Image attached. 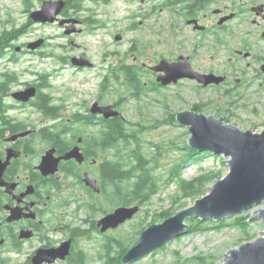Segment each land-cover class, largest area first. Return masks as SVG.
Masks as SVG:
<instances>
[{
    "label": "rangeland",
    "instance_id": "obj_1",
    "mask_svg": "<svg viewBox=\"0 0 264 264\" xmlns=\"http://www.w3.org/2000/svg\"><path fill=\"white\" fill-rule=\"evenodd\" d=\"M43 1L45 0H0V31L21 27L25 31L14 42V48L19 47L20 51H25L28 43L44 40L42 46L31 50L32 53L20 55L17 63H9L7 57L1 59L0 71L5 66H10V70L15 71L20 78L19 83L35 81L36 72L50 74L48 76L50 86L42 91L49 93L54 103L61 106L64 119L72 112L81 110L84 105L90 107L94 101L98 100L102 105H107L115 103L119 94L127 97V92L118 83L112 84L113 91L110 92L100 91V84L104 75L110 74L112 67H116L124 60H131L132 52L127 50L132 40H140L139 44L146 47L142 58L144 62L153 55H165L177 49L183 41L180 35L175 36L170 31L169 25L172 22L180 24L181 21L168 10L161 11L156 7L157 12L154 16L145 17L152 7V2L84 1L81 10L69 18L87 19L86 26L77 24L76 26L82 27V31L67 35L64 33L65 28L55 22L29 23L30 13L39 9ZM134 14L135 18H133ZM118 34L121 38L115 40ZM254 52L256 55H261L264 52V44L260 42L256 44ZM73 56L89 59L94 68L83 71L73 70L70 67ZM202 67L216 74H233L235 78L243 79V85L239 87L237 93L227 95L224 92L226 86L196 88L194 83L182 81L178 86L170 88L163 86L160 92L150 91L139 101L128 97L120 102L117 109L124 118L134 123L140 121L149 128L142 133L145 146H148L149 141L163 143L164 150L157 157L159 165L152 172L157 179V193L153 194L147 203L138 205L139 209L131 219L105 232H100L96 227L95 222L98 219L113 212L119 206H135V204L110 203L104 193L93 192L92 198L89 195L84 196L85 200L95 205L96 210L93 213L85 206L79 207V203L71 204L67 210L62 209L59 215L63 218L59 221L77 227L78 233L81 234L75 239L74 256L82 252L87 257V264H122L119 258L121 249L131 248L145 228L151 224L161 223L167 217L191 207L195 200L210 192L215 181L226 176L227 157L218 155L223 158L221 161L219 158L209 156L203 159L200 166L190 164L180 172V178L187 181L208 171L216 172L215 179L205 184L203 192L198 196H187L176 178L166 183L171 176L169 168L178 160L189 138L186 126L179 125L176 120L172 124L169 119L171 113L192 110L193 106L198 105L201 113L215 118L222 117L224 122L235 125L241 130L251 129L254 132H261L264 129V80L260 76L262 74L260 66L254 64L244 66L242 63V66H232V70L230 66ZM143 68L142 79L147 86L155 81V78L146 66ZM21 88L22 86L18 84L13 90H22ZM16 119L31 128L48 124V119L43 118L31 107L18 113ZM36 143L38 146H45V142L41 140ZM151 148L150 151L154 152V147ZM92 173L95 177L96 170L93 169ZM256 209L257 207H253L240 215L249 214L251 217ZM168 213L170 214L167 215ZM233 217L224 220L229 222ZM191 220L192 218L184 220L189 230ZM208 220H202L203 224ZM249 222L250 234L258 236L264 229V222L260 220H249ZM92 225H94L93 229ZM218 226V221H215L212 224L208 223L203 229L199 227L193 232L188 231L165 243L163 249L160 247L132 264H200L202 260L209 264H217L230 248L247 241L239 228L231 225ZM109 242L112 245L110 256L113 259L107 262ZM25 257L11 255L10 264H20ZM54 264H67V261H58Z\"/></svg>",
    "mask_w": 264,
    "mask_h": 264
},
{
    "label": "flooded vegetation",
    "instance_id": "obj_2",
    "mask_svg": "<svg viewBox=\"0 0 264 264\" xmlns=\"http://www.w3.org/2000/svg\"><path fill=\"white\" fill-rule=\"evenodd\" d=\"M64 1L66 7L71 0ZM139 1L152 2V7L146 14V18L156 14V7L161 11L168 10L177 16L181 21L180 24L172 22L169 27L170 31L175 36L180 35L183 41L177 49L165 55H153L146 59L147 62H144L142 58L146 47L139 44L140 40L134 39L127 50L132 52L131 60H124L125 62L119 63V66H146L157 82V73L152 71L150 66L158 65L162 59L169 66H191L192 69L200 73L212 72V70L202 66H230L232 70V66H242V63L244 66L253 64L261 66L264 62V52L261 55H256L254 52L256 44L259 42L264 44V0ZM62 12L63 10L60 17H72L64 16ZM135 17L134 14L133 18ZM77 20L79 25L86 26L87 19ZM62 27L65 28L66 24ZM19 53L21 54L7 56L8 62L11 63L13 59L18 61L20 55L32 53V51L21 50ZM122 55L124 56V54ZM70 65L76 71L94 68V65H92L93 67H75L71 63ZM9 67L5 66L0 71V161L2 163L6 161L8 149H11L9 160L1 171L3 182L0 185V264H10L9 256L11 255L26 256L20 264H33L32 257L38 250L57 248L63 242L70 240V253L65 259L68 261L70 257L75 255V233L79 229L74 228L70 223L59 221L63 218L59 213H62V209L67 210L71 204L77 205L79 203V207H82L84 201V203L89 201L85 200L84 196L89 195L91 197L94 191L83 182L86 173L95 178L101 188L97 170L101 157L96 158L85 154L87 151L85 140L94 131L91 125V116H103L92 114L90 107L84 105L81 110L72 112L64 119L61 106L54 103L51 95L46 101L57 109H51L47 113L43 112L38 107L41 102V97L37 98L40 83V73L38 72L34 73L37 76L35 81L19 83L20 78L14 71L16 80L5 86V88H10L9 93H2L5 74L13 71ZM46 75L48 79L50 74L46 73ZM217 75L223 76L224 80L218 85L210 84L205 87L226 86L224 92L231 95L237 93L239 87L243 85V79L235 78L233 74L221 73ZM260 76L264 80V72ZM182 81L192 82L196 88L203 87L191 79H180L165 87L178 86ZM18 84L22 86L21 89L35 86V97L27 102L14 99L12 97V93L15 91L13 87ZM48 84L50 83L48 82ZM113 105L116 108L119 107V104L113 103ZM27 107H31L43 118L48 119V124L37 128H31L27 125L25 130L28 128L32 130L29 135L15 141H8L9 136L19 133L13 132V125L19 127L26 125L16 118L17 114ZM103 119L108 120L109 118L103 117ZM60 126H63L62 129L59 128ZM58 129L63 131L62 135L69 141L67 144L63 145V143L57 142L54 145L41 139L40 131L53 132ZM54 136L59 139L57 134ZM40 140L45 142V146H38L36 141L39 142ZM63 146L65 149L61 152ZM75 146L79 147L84 156L81 163L75 159L61 160L57 170L47 175L38 169L41 158L47 150L53 148V155L59 157ZM37 147L41 148L37 149ZM93 169L96 170L95 177H93ZM91 228L93 229L94 225ZM59 237L61 238L59 239ZM58 261L61 260L57 259L54 263Z\"/></svg>",
    "mask_w": 264,
    "mask_h": 264
},
{
    "label": "water",
    "instance_id": "obj_3",
    "mask_svg": "<svg viewBox=\"0 0 264 264\" xmlns=\"http://www.w3.org/2000/svg\"><path fill=\"white\" fill-rule=\"evenodd\" d=\"M64 0H45L39 9L30 13L29 18L35 23H53L65 25L64 33L69 35L81 32L82 27L76 26L79 21L76 18L60 17L65 7ZM118 34L115 40H120ZM43 39L28 43L27 50H35L42 46ZM20 51L19 47L15 48ZM70 63L75 67H93V63L85 57L73 56ZM157 73L156 81L162 86L174 84L180 79L195 80L203 87L210 84L218 85L224 77L215 73H200L191 66L168 65L162 59L158 65L150 66ZM264 72V62L260 66ZM36 95V87L29 86L12 93L16 100L27 102ZM92 114H100L104 118L123 117L113 104L102 105L94 101L90 106ZM176 122L186 126L189 132L187 145L195 151H209L215 155L227 157L228 173L224 178L218 179L212 185L210 192L194 204L179 211L175 215L167 217L164 221L151 224L145 228L137 242L129 248L121 258L122 264H132L143 256L159 249L173 238L184 235L189 231V226L184 222L185 218H199L200 220L212 219L224 220L232 216L240 215L253 207H257L255 214L249 220L264 222V129L254 132L251 129L241 130L239 127L224 122L222 117L215 118L193 110H185L175 114ZM32 132L31 129L13 134L8 141H15ZM11 149L5 162L0 161V185L1 171L7 164ZM54 149L47 150L41 158L38 169L44 174L53 173L58 168L61 160L75 159L79 163L84 160L78 146L73 147L59 157H55ZM84 184L95 193H100L101 188L95 178L87 173L83 178ZM139 209L135 206H119L113 212L103 216L95 222L100 232L115 229L128 219H131ZM70 253V240L63 242L59 247L52 249H40L32 257L33 264H53L57 259L63 261ZM217 264H264V229L258 236L230 248Z\"/></svg>",
    "mask_w": 264,
    "mask_h": 264
},
{
    "label": "trees",
    "instance_id": "obj_4",
    "mask_svg": "<svg viewBox=\"0 0 264 264\" xmlns=\"http://www.w3.org/2000/svg\"><path fill=\"white\" fill-rule=\"evenodd\" d=\"M83 1L84 0H71L68 2L63 9V15L71 16L72 14L77 13L81 10ZM69 10L72 12L70 13ZM32 22L33 21L29 18V23ZM24 33L25 31L22 27L0 31V59L9 55L15 56V54H21L15 51L14 42ZM12 62L17 63V60L13 59ZM143 71V66L117 65L116 67H112L109 72L110 74L105 75L103 78L100 84V91H113V89H111L112 84H120V86H122L127 92V97L119 94L120 96L118 95V100L115 101L116 105L120 104V102L126 100L128 97L139 101L142 96L147 95L150 91L160 92L162 86L155 81L150 82V85H145V82L142 79ZM15 80V72H7L5 74V82L3 83L4 90H2V93L8 94L10 88H5V86L7 84H12ZM39 80L40 83L38 85L39 91L37 93V98L39 99L41 97V102L38 107L45 113L51 109L56 110L57 108L51 106L46 101L48 100V97H50V94L42 92L43 88H47L50 85L48 84L49 80L47 79L46 73H40ZM192 110L201 112V108H199L198 105L193 106ZM169 117L172 124H174L175 113H171ZM76 121L78 120L76 119ZM91 125L94 131H92L90 137H87L85 140V145L87 146L85 154L96 158L101 157L97 170L101 184V193L105 194L106 200L110 203L120 205H143L147 203L151 196L157 193V179L152 172L159 165L157 163V157L164 150L163 143L149 141L147 142L148 146H145L143 144L142 133L149 128L143 125L140 121L134 123L127 118L120 116L111 117L108 120H105L100 116H91ZM62 127L60 126L59 128L62 129ZM26 128L27 125L22 127L13 125V132H20ZM60 129L53 132L44 130L40 131V137L43 141L54 145L57 144V142L63 143V145L67 144L69 141L62 135L63 131H60ZM56 134L59 139H56V136H54ZM63 147L64 148H61L62 150H60L61 152L65 149V146ZM151 147H154V152L150 151L152 149ZM182 150L183 151L178 160L169 168L171 176L166 183L173 178H176L185 194L190 197H195L203 192L205 184L215 179L216 172L208 171L191 181H187L180 178L181 170L190 164H198L200 166L203 159L209 156L219 158L221 161H223V158L212 154L209 151H195L188 145H184ZM83 205L92 213L96 210L93 203L86 202ZM169 214L170 213L167 215ZM249 218L250 215L245 214L234 216L229 222L219 220L218 227H221L222 225L237 227L241 230L246 240H251L255 235L250 234L249 232ZM214 222V220L209 219L203 224V221L199 218H192L189 223V232H193L199 227L200 229H203L208 223L212 224ZM75 236L79 237L81 234L77 232L75 233ZM109 243H107V262L113 259V257L110 256L112 245L111 242ZM164 247L165 245H163L161 249ZM126 251L127 249L125 248L121 249V252L119 253L120 259ZM100 257H102V255ZM67 264H87V257L82 254V252H79L76 256L70 257ZM200 264L209 263L202 260Z\"/></svg>",
    "mask_w": 264,
    "mask_h": 264
},
{
    "label": "bare ground",
    "instance_id": "obj_5",
    "mask_svg": "<svg viewBox=\"0 0 264 264\" xmlns=\"http://www.w3.org/2000/svg\"><path fill=\"white\" fill-rule=\"evenodd\" d=\"M173 10V9H172ZM91 23V22H90ZM18 46V45H17ZM122 75V74H121ZM83 178V177H82Z\"/></svg>",
    "mask_w": 264,
    "mask_h": 264
}]
</instances>
